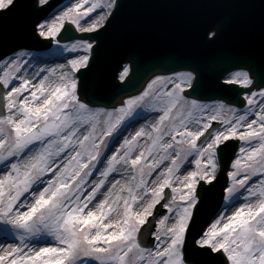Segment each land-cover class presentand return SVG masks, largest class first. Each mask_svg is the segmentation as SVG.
Returning a JSON list of instances; mask_svg holds the SVG:
<instances>
[{"label": "snow or ice", "instance_id": "6c2138e0", "mask_svg": "<svg viewBox=\"0 0 264 264\" xmlns=\"http://www.w3.org/2000/svg\"><path fill=\"white\" fill-rule=\"evenodd\" d=\"M19 6L0 0V19ZM24 6L32 36L55 39L49 54L65 62L33 65L31 76L30 51L0 62V236L18 241L0 243V264H264V58L222 72L216 86L226 94L211 104L191 98L201 87L192 66L156 75L119 107H96L83 80L99 43L89 37L61 47V34L99 35L120 0ZM220 31L209 24L205 38ZM130 71L123 65L119 79ZM156 106L150 125L120 139L139 108ZM233 140L241 145L229 164ZM121 171L130 178H114ZM225 171L227 203L210 209ZM44 235L51 242H26Z\"/></svg>", "mask_w": 264, "mask_h": 264}, {"label": "water", "instance_id": "95a60500", "mask_svg": "<svg viewBox=\"0 0 264 264\" xmlns=\"http://www.w3.org/2000/svg\"><path fill=\"white\" fill-rule=\"evenodd\" d=\"M22 3L19 0V5ZM120 3L111 26L99 35L75 31L61 34L63 39L93 37L99 43L94 63L83 80L96 104L113 105L120 95L140 89L153 73L181 66L199 69V95L222 96L226 90L216 86V78L222 79V72L233 65L259 63L264 58L261 48L264 0H120ZM209 24L221 26L214 41L205 38ZM16 46L8 45L0 50V55ZM235 50L241 53H233ZM129 59L133 61L132 72L125 82H119L118 71ZM235 87L229 95H234ZM236 148L237 142L232 141L229 163ZM220 181L210 200V209L220 206L226 171ZM206 216L207 212L202 219Z\"/></svg>", "mask_w": 264, "mask_h": 264}, {"label": "rangeland", "instance_id": "374dc122", "mask_svg": "<svg viewBox=\"0 0 264 264\" xmlns=\"http://www.w3.org/2000/svg\"><path fill=\"white\" fill-rule=\"evenodd\" d=\"M71 0H65L64 2H62L59 6H58V8L60 9V10H63V7H65V6H68L69 5V2H70ZM98 12H99V9L97 10V14H98ZM90 16H91V19H94L95 18V15L94 14H90ZM85 20H88V22H90V20H89V18H85ZM71 42H69V43H60V45H61V47L64 45V44H70ZM54 47V46H53ZM52 47V48H53ZM51 48V49H52ZM26 51H28V50H26ZM30 52H32L33 54H34V56H35V59H38V60H40V61H43V62H47V63H55V62H57V63H60V64H62V63H64L65 62V60L63 59V58H57V57H53V56H51L50 54H49V50H47V51H30ZM64 55L67 57V59H71L72 58V56L71 55H68L67 54V52H65L64 53ZM11 56V55H10ZM10 56H8V57H10ZM8 57H6V58H8ZM5 58V59H6ZM5 59H3V60H5ZM32 58L31 57H28V56H25L24 57V60L25 61H28L29 62V60H31ZM2 60V61H3ZM2 61H0V62H2ZM164 76H167V75H164ZM201 103H205V104H211V103H214V102H201ZM102 108V107H101ZM158 115H159V110H158V106H156V107H144V108H139L138 110H137V116H136V118L134 119V121L133 122H131V123H129L128 125H127V127H125V128H122V130H121V136H120V139L122 140L123 139V136H129L130 134H129V130H128V128L130 127V125H138L139 123H143V124H146V122H143L144 121V119L146 118V117H150L151 116V123L158 117ZM151 123H149V125L151 124ZM118 146V145H117ZM109 155H110V153H109ZM0 166H2V165H0ZM100 167H102V165H100ZM94 178V177H93ZM227 202L226 201H224V203H223V205L224 204H226ZM239 205L238 204H236V205H233V207H238Z\"/></svg>", "mask_w": 264, "mask_h": 264}, {"label": "bare ground", "instance_id": "6f19581e", "mask_svg": "<svg viewBox=\"0 0 264 264\" xmlns=\"http://www.w3.org/2000/svg\"><path fill=\"white\" fill-rule=\"evenodd\" d=\"M76 2H77V0H71L69 2L68 6H71L72 4H74ZM54 44H55V40H54ZM54 64H60V63H57V62H55V63H47V62L40 61L38 59H31V60H29L28 66L26 68V71L29 73V76H31V74L37 70L36 68L33 67V65H38L39 68H43L46 65L47 66H52ZM126 99H127V97L124 98V99H121L119 103L121 104ZM151 121L152 120H151V116H150V117H146L143 122H146L147 124H149V123H151ZM141 125H144V124L143 123H139L138 125H133V124L130 125V127L128 128L129 134L134 133V131L139 129V127ZM114 178H116V179H125V178H130V177L126 176L125 173L123 171H121L119 174L115 175ZM51 240H52L51 236L44 235V236H41V237H32L29 240H27L26 242H28L30 244V246L39 247V246H43L44 245V241L51 242ZM15 242H18V241L17 240H12V239H9V240L5 241L3 239V237L0 236V243L10 244V243H15Z\"/></svg>", "mask_w": 264, "mask_h": 264}]
</instances>
